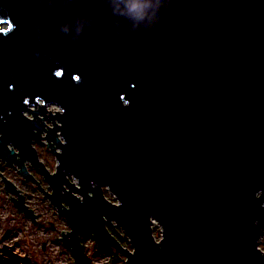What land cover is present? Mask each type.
I'll list each match as a JSON object with an SVG mask.
<instances>
[{"label": "water", "instance_id": "water-1", "mask_svg": "<svg viewBox=\"0 0 264 264\" xmlns=\"http://www.w3.org/2000/svg\"><path fill=\"white\" fill-rule=\"evenodd\" d=\"M154 3L0 0V160L46 180L75 264L84 234L127 264H264V0H160L146 28Z\"/></svg>", "mask_w": 264, "mask_h": 264}, {"label": "rangeland", "instance_id": "rangeland-1", "mask_svg": "<svg viewBox=\"0 0 264 264\" xmlns=\"http://www.w3.org/2000/svg\"><path fill=\"white\" fill-rule=\"evenodd\" d=\"M6 28V27H3ZM34 109V108H33ZM35 110V109H34ZM59 110L56 106H49L48 111L52 113ZM33 118L31 114H27ZM46 125L53 126L47 120ZM45 136V134H44ZM48 141L34 143L39 158L51 173L57 171V159ZM28 169L39 181L40 186L46 193L52 192L50 186L40 173H37L31 165ZM0 172L11 181L24 195L27 206L35 213L36 222L31 217L21 213L12 202L14 197L5 187V182L0 177V264H75L73 256L67 251L61 242L62 231H70L68 223L60 216L46 193L39 188L36 181L25 180L17 167L9 166L0 160ZM107 199L113 203L118 202L109 191H105ZM123 242L125 247L132 249L124 231L115 225L110 228ZM155 239L160 241L162 231L158 224L153 226ZM81 241L84 245V264H127L126 258L114 249L102 250V246L96 238L91 235H82ZM259 247L264 251V238Z\"/></svg>", "mask_w": 264, "mask_h": 264}, {"label": "clouds", "instance_id": "clouds-1", "mask_svg": "<svg viewBox=\"0 0 264 264\" xmlns=\"http://www.w3.org/2000/svg\"><path fill=\"white\" fill-rule=\"evenodd\" d=\"M160 8V0H155L153 5L144 4L138 6V19L143 23V25L147 28L152 25L154 20L157 19L158 11Z\"/></svg>", "mask_w": 264, "mask_h": 264}, {"label": "trees", "instance_id": "trees-1", "mask_svg": "<svg viewBox=\"0 0 264 264\" xmlns=\"http://www.w3.org/2000/svg\"><path fill=\"white\" fill-rule=\"evenodd\" d=\"M110 231H111V230H110ZM112 233L116 236V238H118V240H119L123 245H125V242H123V241L121 240V238H120L118 235L115 234L114 231H112Z\"/></svg>", "mask_w": 264, "mask_h": 264}, {"label": "built area", "instance_id": "built-area-1", "mask_svg": "<svg viewBox=\"0 0 264 264\" xmlns=\"http://www.w3.org/2000/svg\"><path fill=\"white\" fill-rule=\"evenodd\" d=\"M100 245H101V244H100ZM83 246H84V245H83ZM102 250H103V251H107V250H109V249H108V248L105 249L104 247H102ZM84 252H85V251H84ZM84 256H85V255H84ZM83 264H84V262H83Z\"/></svg>", "mask_w": 264, "mask_h": 264}]
</instances>
